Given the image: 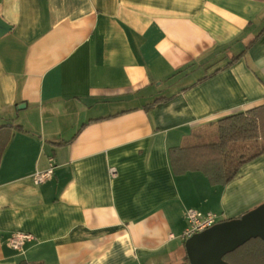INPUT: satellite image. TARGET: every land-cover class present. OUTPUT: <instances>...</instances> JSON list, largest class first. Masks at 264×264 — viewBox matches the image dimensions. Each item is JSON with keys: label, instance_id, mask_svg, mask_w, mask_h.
I'll return each instance as SVG.
<instances>
[{"label": "crops", "instance_id": "1", "mask_svg": "<svg viewBox=\"0 0 264 264\" xmlns=\"http://www.w3.org/2000/svg\"><path fill=\"white\" fill-rule=\"evenodd\" d=\"M0 17V127L23 129L3 132L0 264H180L188 209L264 203V156L225 186L169 156L264 103V0H0ZM15 232L33 239L13 250Z\"/></svg>", "mask_w": 264, "mask_h": 264}, {"label": "trees", "instance_id": "2", "mask_svg": "<svg viewBox=\"0 0 264 264\" xmlns=\"http://www.w3.org/2000/svg\"><path fill=\"white\" fill-rule=\"evenodd\" d=\"M251 45H247L233 61L242 57ZM163 100L166 98H158L146 109ZM10 128L23 130L21 126L12 124L0 127V160L8 143L3 132ZM217 133L218 140L213 143L171 148L169 156L174 173L202 172L213 186H225L234 181L244 165L264 156V103L219 120ZM224 260L229 264H264V242L260 238L252 239L226 255ZM19 264L29 263L22 261ZM180 264H190L186 253Z\"/></svg>", "mask_w": 264, "mask_h": 264}, {"label": "water", "instance_id": "3", "mask_svg": "<svg viewBox=\"0 0 264 264\" xmlns=\"http://www.w3.org/2000/svg\"><path fill=\"white\" fill-rule=\"evenodd\" d=\"M12 29L0 17V36ZM264 242V203L240 218L223 221L185 241V252L190 264H229L228 254L251 241Z\"/></svg>", "mask_w": 264, "mask_h": 264}, {"label": "built area", "instance_id": "4", "mask_svg": "<svg viewBox=\"0 0 264 264\" xmlns=\"http://www.w3.org/2000/svg\"><path fill=\"white\" fill-rule=\"evenodd\" d=\"M55 165L53 160L50 161V167L43 172H37L33 176L35 185H41L51 179L54 175ZM115 174V170L111 169ZM187 227L183 234V240L186 241L194 235L201 233L213 226L223 222L222 216L216 213H201L195 209H188L186 212ZM33 239V235L26 232L13 233L9 245L13 250H20L27 242Z\"/></svg>", "mask_w": 264, "mask_h": 264}, {"label": "rangeland", "instance_id": "5", "mask_svg": "<svg viewBox=\"0 0 264 264\" xmlns=\"http://www.w3.org/2000/svg\"><path fill=\"white\" fill-rule=\"evenodd\" d=\"M217 140H218L217 128H215L214 134H213V129L212 130L210 129L207 132L206 138H204V140L198 142V144L213 143V142H216Z\"/></svg>", "mask_w": 264, "mask_h": 264}]
</instances>
